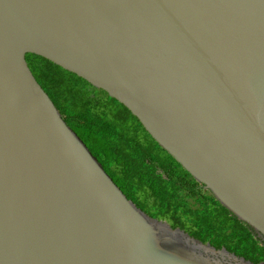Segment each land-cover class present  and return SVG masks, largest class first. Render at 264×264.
Here are the masks:
<instances>
[{
	"label": "water",
	"instance_id": "95a60500",
	"mask_svg": "<svg viewBox=\"0 0 264 264\" xmlns=\"http://www.w3.org/2000/svg\"><path fill=\"white\" fill-rule=\"evenodd\" d=\"M28 53L128 107L264 243V0H0V264H264L140 208Z\"/></svg>",
	"mask_w": 264,
	"mask_h": 264
},
{
	"label": "trees",
	"instance_id": "16d2710c",
	"mask_svg": "<svg viewBox=\"0 0 264 264\" xmlns=\"http://www.w3.org/2000/svg\"><path fill=\"white\" fill-rule=\"evenodd\" d=\"M34 75L66 122L140 208L190 235L264 262V243L105 90L53 61L28 53Z\"/></svg>",
	"mask_w": 264,
	"mask_h": 264
}]
</instances>
